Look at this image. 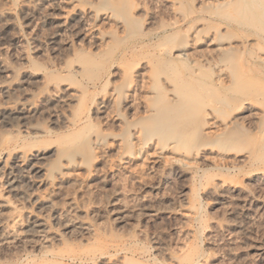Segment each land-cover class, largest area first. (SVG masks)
Returning a JSON list of instances; mask_svg holds the SVG:
<instances>
[{"label":"rangeland","instance_id":"374dc122","mask_svg":"<svg viewBox=\"0 0 264 264\" xmlns=\"http://www.w3.org/2000/svg\"><path fill=\"white\" fill-rule=\"evenodd\" d=\"M42 1L41 19L26 23L20 4L0 0L13 8L0 18V27L11 21L0 55L14 69L0 78V264H264V32L208 17L212 0H122L136 5V31L120 37L97 23L120 35L105 40L111 48L91 38L92 19L60 28L69 7ZM178 3L193 17L178 18ZM49 14L54 42L45 39L54 24L38 25ZM181 46L186 55L176 58ZM6 83L11 100L36 102L31 129L3 122ZM160 118L180 120L181 148L198 154L195 165L154 155L146 136L137 154L142 127L159 134ZM122 137L139 144L126 151ZM44 147L48 181L77 166L52 188L27 182L22 153Z\"/></svg>","mask_w":264,"mask_h":264},{"label":"bare ground","instance_id":"6f19581e","mask_svg":"<svg viewBox=\"0 0 264 264\" xmlns=\"http://www.w3.org/2000/svg\"><path fill=\"white\" fill-rule=\"evenodd\" d=\"M42 0H11V3L12 4H20V7L22 8V11H23V13H22V11H21V13H22V15H23V17H22V19H24V21H26V23L29 21H33L35 18H37L38 17V15L40 16V14H39V12H40V10H39V8H41L42 6L40 5V2H41ZM50 1V0H49ZM61 1H63L66 5H67V7H69V9H68V11L66 12V15L61 19V20H57V22H58V24H59V27L61 28H63V27H66V28H69V27H71L72 29H73V26L75 25V24H77L76 22H78V24L80 23V22H82L83 23V19L85 18V17H87L88 19H89V21L92 23V21H93V23L92 24H90L91 26H90V30H91V34H90V36H91V38L92 39H95L96 41H102L103 40V42L106 40H108V38H109V40H110V38L113 36L114 38H115V34H114V32L115 33H118L119 34V32H116V31H121V33H122V36H120V37H127V36H129L130 34H132L133 32H135L136 31V29L134 28V27H136V26H134V25H136L135 24V18L133 17L134 16V10H135V4L134 3H131V4H127V5H125L124 3H123V1L122 0H99L98 1V3H96L95 5L96 6H93L94 5V3L93 4H90V6H82V4H81V2H82V0H61ZM164 1V0H163ZM167 1V0H166ZM173 1H175V0H173ZM2 2V1H1ZM43 2V1H42ZM58 2H60V0H52V3H51V5H54V7L56 6V4H58ZM89 3H90V1H88ZM97 2V1H96ZM160 2V1H159ZM168 2V1H167ZM171 2V1H170ZM214 2V10L215 11H211V12H208V11H205L204 13L208 16V17H210L211 15L213 16V15H216V16H219V17H221L222 19L221 20H224L225 19V21L227 20L228 22H225L227 25H231V22L233 23H236V26L238 25V26H242V27H248L249 26V28H250V26H253V28L254 29H256V28H258L262 33L264 32V0H212V3ZM3 3H5V2H3ZM8 3V2H7ZM10 3V2H9ZM138 3V2H137ZM136 3V4H137ZM169 3V2H168ZM172 3V2H171ZM175 3H176V1H175ZM174 3V4H175ZM60 4V3H59ZM170 4V3H169ZM177 4V3H176ZM175 4V5H176ZM211 4V3H210ZM1 5H2V3H1ZM0 5V6H1ZM39 5L41 6V7H39ZM89 5V4H88ZM139 5V4H138ZM57 6H59V5H57ZM166 6V5H165ZM178 9H176V11L178 12V13H182V15L181 16H177L178 18H182V19H185L186 17H190V16H192L193 17V14L194 13H188V12H191L190 10L185 14V13H183L184 11H180L179 10V7L181 6V5H179V3H178ZM209 6H211V5H209ZM175 7V6H174ZM66 8V7H65ZM142 8V7H141ZM140 8V9H141ZM12 9L13 8H11V6L9 5V6H7V7H3V8H1L0 9V18H2V20H3V18H5V17H7V16H10L12 13H13V11H12ZM139 9V10H140ZM143 9V8H142ZM141 9V10H142ZM20 10V9H19ZM188 10V9H187ZM199 10V9H198ZM148 11V10H147ZM186 12V11H185ZM195 12V11H194ZM198 12V15H200L199 13V11H197ZM180 13V14H181ZM204 13H203V15H204ZM173 14V13H172ZM192 14V15H191ZM209 14V15H208ZM16 15V14H15ZM43 15V14H42ZM41 15V16H42ZM63 15V14H62ZM152 15V14H151ZM176 15H177V13H176ZM175 15V16H176ZM197 15V16H198ZM203 15H200L199 17L201 18ZM4 16V17H3ZM43 17V16H42ZM214 17V16H213ZM10 18V17H9ZM8 18V19H9ZM38 18H40V17H38ZM198 18V17H197ZM207 18V17H206ZM224 18V19H223ZM7 19V18H6ZM41 19V18H40ZM153 19V18H152ZM151 19V20H152ZM155 19V18H154ZM209 19V18H208ZM214 19H216V17L214 18ZM217 19H218V17H217ZM220 19V18H219ZM11 20H13V18L11 19ZM37 20H39V19H37ZM36 20V21H37ZM83 20V21H82ZM181 19H179V21H180ZM193 20V19H192ZM199 20V19H198ZM203 20H204V16H203ZM211 20V19H210ZM213 20V19H212ZM35 21V22H36ZM6 22V21H5ZM10 23H11V21H9ZM38 22H41V23H39L38 25H40V24H42V25H47V27L49 26V24L51 25L52 23L54 24V30L53 31H51L50 33H48V35H47V33H46V35L47 36H45V39L47 40V41H52V42H54V39H56V35H58V34H56V32H57V30H56V17L55 16H51L50 14H49V16L48 15H46V16H44L43 17V20L42 21H38ZM100 22H107V23H111V25L113 26L112 28H113V30L112 31H114V32H107V33H102L101 31H100V28H98V26H97V23H100ZM207 22V21H206ZM223 22V23H224ZM4 23V22H3ZM10 23H7V24H10ZM75 23V24H74ZM176 23V22H175ZM7 24H5L4 23V25L5 26H1L0 27V45H4L5 43H7L9 40H10V37L8 36V28L7 27H9V28H11L10 27V25H8L7 26ZM36 24V23H35ZM57 24V25H58ZM74 24V25H73ZM81 24V23H80ZM160 24V23H159ZM225 24V25H226ZM83 25V24H82ZM81 25V26H82ZM100 25V24H99ZM103 25V24H102ZM101 25V26H102ZM138 25V24H137ZM154 25V24H153ZM181 25V24H180ZM226 25V26H227ZM37 26V25H36ZM76 26V25H75ZM87 26V25H86ZM150 26V25H149ZM148 26V27H149ZM152 26V25H151ZM150 26V27H151ZM162 27H163V25H161ZM165 26V25H164ZM199 26V25H198ZM233 26V25H232ZM4 27V28H3ZM35 27V26H34ZM40 27V26H39ZM50 27V26H49ZM78 27H79V25H78ZM138 27H140V26H138ZM155 27V26H154ZM156 27H157V25H156ZM172 27V26H171ZM191 27V26H190ZM59 28V29H60ZM71 28H69V30L71 29ZM81 28L82 27H79V29L80 30H78V28H77V31H75V32H77V33H79L80 34V32H81ZM158 28V27H157ZM205 28V27H204ZM41 29H42V27H41ZM64 29V28H63ZM111 29V28H110ZM139 29V28H138ZM152 29H154V28H152ZM151 29V31H153ZM192 29V28H191ZM248 29V28H247ZM250 29H252V27L250 28ZM254 29H252L253 31H255ZM258 29H256V30H258ZM38 30V29H37ZM67 30V29H66ZM245 30V29H244ZM41 31V30H40ZM60 31L62 32V30L60 29ZM133 31V32H132ZM148 31H149V29H148ZM150 31V32H151ZM155 31H156V29H155ZM260 31H258V32H260ZM38 32V31H37ZM46 32V31H45ZM72 32V31H71ZM84 32V31H83ZM147 32V31H146ZM256 33H258L257 31H255ZM260 32V33H261ZM58 33H60V32H58ZM73 33V32H72ZM120 33V34H121ZM148 33V32H147ZM169 33V32H168ZM193 33V32H192ZM259 33V34H260ZM34 34H35V32H34ZM38 34H41V33H38ZM44 34V33H43ZM43 34H41V35H43ZM81 34H84L85 35V32L84 33H81ZM117 34V35H118ZM135 33H133V35H134ZM166 34V33H165ZM36 35V34H35ZM89 35V34H88ZM258 35V34H257ZM261 35V34H260ZM14 36V35H13ZM37 36V35H36ZM119 36H116V38L118 39V41H121L120 40V38H119ZM262 36V35H261ZM15 38H16V36H14ZM131 37V36H130ZM129 37V38H130ZM197 37V36H196ZM211 37V36H210ZM213 37V36H212ZM260 37V36H259ZM263 37V36H262ZM37 38V37H36ZM40 37H38V39H39ZM87 38H89V37H87ZM113 38V39H114ZM115 38V39H116ZM146 38V37H145ZM116 39V40H117ZM126 39V38H125ZM125 39H123V40H125ZM208 39V38H207ZM33 40H35V39H33ZM45 40V41H46ZM108 40V41H109ZM111 40H112V38H111ZM204 40V39H203ZM39 41V40H38ZM96 41H94V42H96ZM105 41V42H106ZM40 42V41H39ZM41 42H42V39H41ZM115 42V41H114ZM98 43H100V42H98ZM108 43H110V42H106V44H108ZM113 44V43H112ZM108 45H110V47L112 48V46L114 45H112L111 46V43L110 44H108ZM108 45H106L107 46V48L109 47ZM185 46V45H184ZM184 46H181V49L176 53V58H182L183 56H185L186 54V52H184ZM223 46V45H222ZM109 47V49H111ZM114 47V46H113ZM106 48V49H107ZM0 49H1V46H0ZM109 49L107 50V51H109ZM211 50V49H210ZM209 50V51H210ZM186 51V50H185ZM219 52V51H218ZM166 53V52H165ZM201 55V54H200ZM261 55V54H260ZM3 56V55H2ZM1 55H0V78H6V77H8V78H10L9 77V75H10V73L12 74V72L14 71V69L12 68V66H11V64L10 63H8L4 58H5V56H4V58L2 57ZM184 58V57H183ZM220 59V58H219ZM222 61V60H221ZM89 62V61H88ZM222 70V69H221ZM27 73V72H26ZM25 73V74H26ZM220 73V72H219ZM226 75V74H225ZM15 77V76H14ZM228 77V76H227ZM27 78V75H22V78H21V80L23 81L24 79H26ZM237 80V79H236ZM19 81V80H18ZM3 83H5V82H3ZM13 83V82H12ZM15 83V82H14ZM22 83V82H21ZM153 83V82H152ZM155 83V82H154ZM13 85L14 84H5V85H3L2 87V90L4 91V93H6V95H4L5 97H6V99H10L11 100V98L9 97V95H8V93H10L15 87H13ZM16 85H17V83H16ZM16 87H20L19 85L18 86H16ZM153 88V87H152ZM155 89V91H156V88H154ZM154 89H153V92H155L154 91ZM163 90V89H162ZM123 91V90H122ZM160 91V90H159ZM157 96V95H156ZM171 96V95H170ZM51 97V96H50ZM158 97V96H157ZM46 98V97H45ZM173 98H175V99H177V101H178V99L180 100L181 99V95L179 94V92L178 93H175L174 92V94H173ZM46 100V99H45ZM163 100V99H162ZM166 100H168V99H166ZM170 100V99H169ZM156 101V100H155ZM175 101V100H174ZM8 102V103H7ZM7 105L3 108V110H2V112H1V118H2V120H3V122L5 123V124H9L10 122H14V126H17V127H19V126H21V127H25V128H30L31 129V127H32V124H31V120H33V116H36V113L38 114V111H39V113H41L40 112V110L38 109V107H37V105L34 103V102H27V101H24V102H19V101H16V100H11L10 102H9V100H7ZM154 102V101H153ZM157 102V101H156ZM159 102H161V101H159ZM158 102V103H159ZM157 104V103H156ZM162 104V103H161ZM154 105V106H153ZM157 105H159V104H157ZM157 105H155V102H154V104H151L150 105V108H152V110L154 111H151V113H152V115H157V113H158V111H159V107L157 106ZM156 111V112H155ZM150 112V111H149ZM150 113V114H151ZM156 113V114H155ZM39 115V114H38ZM37 115V116H38ZM179 115H181V114H179ZM118 116V115H117ZM177 117V116H176ZM178 119V118H177ZM35 120V119H34ZM173 121V120H172ZM180 120H178V123L177 124H174V125H172V126H169L168 124H169V122H168V120H166V118H160V119H158L157 120V124H159V126H160V129L162 128V129H164L162 132H160V130H159V134H157L156 132H154L152 129V131L151 130H148V129H150L149 127L147 128V127H142V133H144L142 136L139 134V136H140V138L141 137H143V138H145V136L147 137L146 139L148 140V139H150L149 141L150 142H155V144L153 145V146H155V149H154V155H156V156H158V157H160V156H163V154H164V152L166 153V151L169 153V155H171V160L172 161H174V162H176V163H179V164H182V165H185L186 167L188 166V165H190L191 164V162H192V164H194V160L196 159L197 160V158H196V152L195 153H193V152H191V151H188V150H183L182 148H184V147H182L181 148V146H182V144H181V142H180V139H181V137H182V129H184V128H182V126L180 125V122H179ZM194 124V123H193ZM218 124V123H217ZM220 124V123H219ZM29 125V126H28ZM183 125H184V123H183ZM31 126V127H30ZM158 126V127H159ZM166 126H169V128H166ZM187 126V125H186ZM196 126V125H195ZM200 126V125H199ZM202 126V125H201ZM200 126V127H201ZM21 127H19V128H21ZM35 127V125H33V129H35L34 128ZM41 127V126H40ZM192 127V126H191ZM221 128V127H220ZM36 129H39V128H37L36 127ZM191 129L192 128H190V130H189V128H188V130L189 131H191ZM202 129V128H201ZM44 130H46V129H44ZM141 130V129H140ZM184 132H186L187 130L185 129V130H183ZM193 132L195 131V127H194V130H192ZM191 131V134L193 133ZM197 131V130H196ZM138 132V131H137ZM158 132V131H157ZM183 132V133H184ZM198 133H199V131H197ZM217 132V131H216ZM198 133H197V135H198ZM218 133V132H217ZM154 134H156V135H154ZM196 134V133H195ZM130 135V134H129ZM129 135H124L126 138H127V136H129ZM148 135H150V137L148 136ZM119 136H123V135H119ZM123 136V137H124ZM131 136V135H130ZM138 136V135H137ZM153 136V137H152ZM156 136V137H155ZM113 137V140H115L116 142H117V140L116 139H114V138H116V135L115 136H112ZM122 137V139L124 140V141H126L127 139L126 138H123ZM131 137H133V136H131ZM135 137V136H134ZM149 137V138H148ZM151 137H152V139H151ZM117 138H118V135H117ZM136 139H137V137H135ZM140 138H139V140H140ZM154 138H156V139H154ZM120 140H121V137L119 138ZM128 139H130L129 137H128ZM146 139H143V140H146ZM123 140H122V142H123ZM131 140V139H130ZM129 140V141H130ZM147 140L146 141H142V138H141V140H140V144H139V142H135V140L133 139V142H132V140H131V142H129V141H126L127 142V144H126V142H123V144H122V148H124L126 151L127 150H130V149H128L129 148V146H127V145H133V144H135V143H137V144H135L136 146L139 144V146H138V148H137V154H140V153H138V152H141L140 150H142L143 151V146L147 143ZM155 140V141H154ZM138 141V140H137ZM119 142V141H118ZM121 141L119 142V143H122ZM130 144H129V143ZM135 142V143H134ZM118 143V144H119ZM133 143V144H132ZM117 144V145H118ZM126 144V145H125ZM181 144V145H180ZM94 145L97 147L98 145L100 146V149H101V143L98 141V140H96V143H94ZM106 144L104 143V145H103V143H102V146H103V148H104V146H105ZM146 146V145H145ZM120 147V146H119ZM101 149V150H103L104 151V149ZM96 149V148H95ZM97 149H98V147H97ZM167 149V150H166ZM30 150H32V149H30ZM30 150L27 152V153H25V154H23L22 153V155H23V157H24V160H26L28 163H30L31 164V171H33V176H31V179H28V184H30V185H34V184H40V185H42V184H48L51 188L52 187H54L55 185L57 186L58 184H57V182L59 183V181H61V180H64V178H66V176L67 175H69L71 172H74L76 169H77V166L76 165H73V166H71L70 167V169H68L67 171H64V172H59L55 177H54V179L53 180H51V181H48L49 179L46 177L47 176V174H46V171H48V170H46V168H45V160L47 159V157H48V153L50 152V150H49V148L48 147H44V148H41V149H34V151H32V152H30ZM59 150L56 148V152H58ZM145 151V150H144ZM184 151H188L189 153H190V156H191V158H190V156H189V153H187V152H184ZM99 152V151H98ZM100 152H102V151H100ZM134 152V151H133ZM133 152H131L132 154H133ZM129 154V153H128ZM99 155V154H98ZM167 156H168V154H166ZM198 155V154H197ZM219 157H220V155H218ZM14 160L16 161V159H17V161L19 160L18 159V157H21L19 154H15L14 155ZM98 157V156H97ZM198 157V156H197ZM213 157V156H212ZM221 159H223V160H227V159H229V158H226V156H222V157H220ZM194 159V160H193ZM231 159V158H230ZM192 160V161H191ZM212 160V159H211ZM20 161V160H19ZM18 161V162H19ZM216 162V161H215ZM21 163V162H20ZM229 163V162H228ZM13 164V163H12ZM19 165H21V164H19ZM23 165V164H22ZM195 165V164H194ZM16 166V165H15ZM94 166V165H93ZM190 166H192V165H190ZM189 167V166H188ZM17 168V167H16ZM15 168V169H16ZM23 168H25V167H23ZM22 168V169H23ZM12 169H14V168H12ZM17 170V169H16ZM95 170V169H94ZM20 171V170H19ZM23 171V170H22ZM87 172H86V177H87V180H88V183H90L93 179H92V177L95 175L96 176V172L95 173H93L94 171H93V169L91 168L90 169V167H88L87 168V170H86ZM113 171V170H112ZM16 172V171H15ZM21 172V171H20ZM25 172V171H24ZM12 173V172H11ZM18 173V172H17ZM22 173V172H21ZM13 174V173H12ZM27 174V173H26ZM19 175V174H18ZM18 175H17V177H18ZM28 175V174H27ZM26 175V176H27ZM111 175V174H110ZM51 176V175H50ZM95 176H94V178H95ZM28 177V176H27ZM101 177V176H100ZM104 177H105V175H104ZM103 177V178H104ZM108 177V176H107ZM30 178V177H29ZM17 179V178H16ZM21 179H22V177H21ZM102 179V178H101ZM27 180V179H26ZM25 180V181H26ZM84 180V179H83ZM86 180V179H85ZM107 180V179H106ZM101 181V180H100ZM62 182V181H61ZM87 182V181H86ZM15 189H16V187H15ZM14 190V189H13ZM15 191H18V190H15ZM21 191V190H20ZM20 191H18L19 193H20ZM53 191V190H52ZM55 191V190H54ZM23 192V191H22ZM21 192V193H22ZM17 193V192H16ZM25 193V192H24ZM23 194V193H22ZM50 194V193H49ZM3 202H5V201H3ZM37 221H38V219H37ZM36 221V222H37ZM39 222V221H38ZM39 224V223H38ZM41 224V223H40ZM37 225V224H36ZM92 260V259H91Z\"/></svg>","mask_w":264,"mask_h":264}]
</instances>
